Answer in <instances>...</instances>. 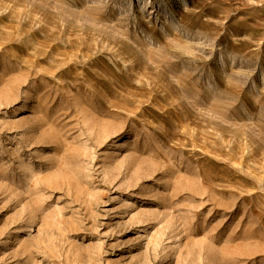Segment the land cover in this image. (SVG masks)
Segmentation results:
<instances>
[{
    "label": "rangeland",
    "instance_id": "rangeland-1",
    "mask_svg": "<svg viewBox=\"0 0 264 264\" xmlns=\"http://www.w3.org/2000/svg\"><path fill=\"white\" fill-rule=\"evenodd\" d=\"M0 264H264V0H0Z\"/></svg>",
    "mask_w": 264,
    "mask_h": 264
}]
</instances>
